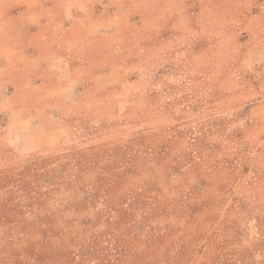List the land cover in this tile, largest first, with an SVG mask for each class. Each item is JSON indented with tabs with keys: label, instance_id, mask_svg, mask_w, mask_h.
I'll use <instances>...</instances> for the list:
<instances>
[{
	"label": "rangeland",
	"instance_id": "obj_1",
	"mask_svg": "<svg viewBox=\"0 0 264 264\" xmlns=\"http://www.w3.org/2000/svg\"><path fill=\"white\" fill-rule=\"evenodd\" d=\"M106 22L0 136V264H264V0Z\"/></svg>",
	"mask_w": 264,
	"mask_h": 264
},
{
	"label": "crops",
	"instance_id": "obj_2",
	"mask_svg": "<svg viewBox=\"0 0 264 264\" xmlns=\"http://www.w3.org/2000/svg\"><path fill=\"white\" fill-rule=\"evenodd\" d=\"M138 1L0 0V136L11 131L5 142L29 137L15 126L17 113H40L42 99L64 95L73 86L75 49L111 29L106 17L119 19Z\"/></svg>",
	"mask_w": 264,
	"mask_h": 264
}]
</instances>
